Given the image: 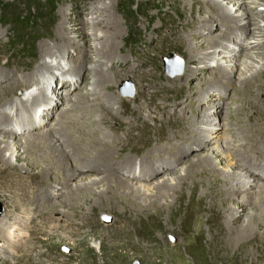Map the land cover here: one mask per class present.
Returning a JSON list of instances; mask_svg holds the SVG:
<instances>
[{
    "label": "rangeland",
    "instance_id": "1",
    "mask_svg": "<svg viewBox=\"0 0 264 264\" xmlns=\"http://www.w3.org/2000/svg\"><path fill=\"white\" fill-rule=\"evenodd\" d=\"M171 4L170 0H0V72H13V75L11 74L8 79L0 84L2 86H7L10 82L9 80L15 76L19 77L32 74L34 79L28 86L32 92V96L26 99V107L23 105L22 110L19 112V116L26 119V122L17 124L9 121L12 127H15L19 131L25 128L23 132L20 131L21 135L15 140L21 141V144L25 142L28 143L29 138L26 140L28 135L37 134L39 132L49 135L50 129H52L53 132L59 125V127L64 126L63 131L70 134L67 136L70 142L72 141L71 138L73 135L75 139L86 140L85 136L76 135L79 133L77 130L82 131L84 129L85 133L88 134V138H92L99 142L101 137L96 136L94 132H86L87 130L85 127L89 126V131H93L94 123L104 114L106 126H102L103 128L100 126L102 133L108 134L109 132L110 134L111 128L114 130L110 134L108 144L109 146H115V152L113 153L117 154L111 158L114 162L117 159L119 160V158L120 162H124L128 158H131L133 162L136 161V170L134 172L136 177L139 175L137 179H142L144 177V174L139 173V166L141 165V157L146 156V154H148L147 156L149 157L151 156L153 161H158L159 159L164 161L163 159H165L166 161L169 160V162H173L174 157H171L176 155H174V148L173 150L170 149L171 156L168 153L166 156L167 158L162 155L159 157V155L156 154L158 149L155 147L161 145L162 142L166 144L169 141L173 147H183L186 152V154H184L185 156L181 158V162L177 164V168L174 170L178 173H175L172 177L179 176L180 174L182 175L186 167L192 161L198 157H204L209 149L211 153L214 151L213 155H217L220 152L225 154L224 152L226 149H229L231 152L235 151L237 148L236 145L234 146L235 142L240 144L238 145L240 147L247 148L248 145L252 147L253 145L251 144L254 139V147L257 149L260 145L264 147V132H262L261 138L260 136L258 138V134L253 135L256 133L254 130L255 127H258V129L264 128V106L263 108L261 107V105L264 104V90L261 89L262 87L259 85L260 82L257 83V81H252L241 87L240 79L238 78L239 73L237 72L239 66L235 68L236 70H233L230 83L225 79H218L220 75L218 73L209 74V70H205V72H203V70L201 71L199 68L205 67V63H193L189 61L188 51L185 49L186 45L182 42V39L192 30H197L198 26L193 27V21H199L201 16L207 17L208 13L205 10H201L200 12L199 4L191 6L189 11L183 10L179 4ZM244 4H248L247 7ZM101 5L106 6V13L114 17V19L116 21L118 20L121 24L119 30L121 37L115 41L116 46L113 47L112 51L107 50L111 52L109 55L113 54L110 57H106L105 54L100 51V53H98L92 50L94 48L93 46L97 44L94 36H91L92 33H96L101 37L104 34V29H93L91 26L87 25L83 32H86L89 38L85 43V46H87V50L84 54L85 59L82 60V57L79 58V56L76 55L77 49H72L74 48V44H77V41L80 43L78 37H76L77 35L75 36L72 32H80L81 25L84 24V22L93 21L99 14H94L92 9H94V7L99 8ZM200 5L201 8L205 7L202 6L203 4ZM224 6L225 9L227 8V13H231L232 16H238V20L242 19L240 15L245 18L239 21V24L235 26L236 29L242 28L245 30V35L241 38V41L232 43L233 39L230 35L226 36L227 38L221 42V46L229 45L231 48L233 45L237 44L235 52H238L237 56L239 54L238 57L241 58L243 56L240 57L239 48L241 46L245 47L247 42L251 41L248 34L255 28L254 25H248L249 19L254 18V22H256L255 26L264 27V20L260 15L261 13L264 14V2L263 0H240L239 2L233 0L231 4L224 1ZM248 6L255 7L249 10ZM106 13L105 16L107 15ZM209 13L213 16L216 15V12ZM243 13L249 16L246 17ZM102 14L104 15V13ZM63 20L67 23L64 25L67 32L71 33L69 35L64 34V37L70 39L72 41L71 43L74 44L70 45L65 55L58 56L54 61V57L50 59L48 54L52 51L63 49L64 45L59 44L57 49L51 44L53 42L51 39H48L46 35L49 34V32L55 33L56 27L62 23ZM13 21H19L20 24L13 27ZM214 26L215 24H213L212 28H214ZM206 27H208V25ZM226 27L233 28V25L226 24L225 29H228ZM11 28H14L13 34ZM218 34L219 31L214 30L211 35L214 36ZM203 38L197 41H201V44H205L202 42ZM262 41L264 42V37ZM262 41L260 40V42ZM46 46L54 47V49L45 52ZM170 54L175 55L181 61L182 71L180 74L170 75L165 72L163 68V58H167ZM96 58H103L100 62V67L103 69L101 71L107 73V76H110V78L108 77L105 79L103 75V81L100 79L103 84L99 83L97 85L93 84L94 79L91 73L93 62ZM87 59L89 60L87 61ZM225 61L229 62V60ZM187 71L193 74L190 77V81ZM184 74H186V77ZM113 76L116 78H113ZM43 78H45L44 80L47 86L45 83L36 86L37 82L42 81ZM95 78L97 79L98 76L96 75ZM122 82L130 84L132 88V94L130 96H124L119 92L118 87ZM252 83H254V85ZM188 88H191V92ZM92 89L95 93L100 92V94H103L102 97L99 95L98 98H96V96L92 97V95H89ZM16 90L15 88V91ZM15 91L13 90V93L10 94L11 96L9 95V98L12 100V102L10 101L11 103H6L5 100L0 103V105H2L5 102L3 106L4 110L3 108L0 110L1 115L6 111L8 112L11 108H14L16 102L19 105V98L22 97L21 99H23V92L20 90ZM250 91L251 95L249 94ZM137 92H139V94ZM60 93H62L61 96ZM93 93L94 92H92V94ZM200 93L204 94L203 98L205 99V102L202 103L200 108L202 112L200 115L203 114L204 110L207 113H211L214 110V108H210L209 104H211L212 100L215 101L216 97L217 107L222 111L223 114H221L224 115L222 119L223 121H227H224L225 124L223 128L220 127V125L223 124L221 117H219V120L211 121L210 126L213 127L212 131H220L222 136L220 138L221 140L217 142V144L214 143L210 148L208 147L209 149L205 148V143L208 144L209 140L205 143L203 141H197L192 144L191 141H185L184 139L178 140L170 137L180 129L186 131L189 120L192 119L190 113L191 111H195L194 107L191 105L195 106L199 104ZM109 94L112 98L115 97L113 102H108L110 97L107 98L106 96ZM5 96H7V94ZM255 96L256 100L254 101ZM5 98L6 97L3 99ZM35 99L37 101L36 103L33 101ZM248 99H250V101ZM175 102H181V107H184V109H182L183 118L185 119L184 123L181 121L175 122L173 119L168 123V115L170 114L168 110H171L170 108L174 106ZM72 104L77 105L75 108L76 111L74 110L75 112L73 111V113L67 116L65 114L62 115V119L59 118L58 113ZM249 105L255 108L254 111L248 109ZM237 106H239V108ZM142 107H144L145 111ZM100 108L103 109L102 111L104 113ZM148 109L152 113L149 120L147 119L148 113L146 111ZM209 109L210 111L212 109V111L210 112ZM114 111H117V113L118 111L120 112L117 114ZM178 111L179 108H177L176 113H178ZM113 112L115 114H112ZM170 115L173 116L172 114ZM17 119L20 118L18 117ZM194 119L195 117L193 120ZM61 120L64 121L65 124H62ZM250 120H253L251 124L248 123ZM73 123H75L76 126L73 125ZM21 125L22 127H20ZM2 127V130H4L5 127ZM10 127L11 126H7V129ZM126 131L130 133L128 137L124 135ZM185 134L186 132L183 136H185ZM55 137L56 136H53L54 141ZM0 138H5L6 140H10V142L14 141L10 135H4L2 133H0ZM247 138H250L249 141H247ZM187 139L190 140L189 137ZM206 139H208V137ZM101 150L103 151L104 148ZM43 152H46V150ZM9 153L10 152L6 153L7 157ZM223 154L220 155V160L215 159V163L219 165V169L222 172L229 169L225 165V161L222 160ZM249 155L250 153L246 154V157H248L247 161H249ZM263 156H260L258 159L256 156L251 155L252 163L257 165L256 167L258 170L259 168L261 169L259 170L260 174H262L259 177L260 183H264V174L261 172L262 168H264ZM16 157H20V160H16ZM10 159L11 165L14 166L16 170L14 169L10 172L3 164H0V221L3 220L5 224V226H3L4 224L0 225V230L4 227L3 231H0V264H209L208 260H206V255H208L212 246L205 238H208V234L211 235V233V236L216 237L215 232L217 228L208 221L207 215L200 217L197 222L198 224L193 228L191 226V221L188 223L181 222L177 219L169 220L167 216L161 219L162 221L147 220L146 222H140L139 225L135 227H131V221L134 215L131 214L132 208L129 207L131 210L129 211L125 206L132 203L130 200L133 199L129 198L128 202L123 199L120 203L112 204L109 210L103 209L97 211L95 209L88 212V214L86 212L84 215H86L85 217L87 220L72 218V228L67 227L68 220H71L69 216L65 219L57 214H48L53 207H56L58 204L57 202L61 199L56 197L50 190L48 192L51 196L50 201L46 202V200H43L47 194L44 188L50 184L53 185L54 182L57 181L53 175L49 176L47 179L39 176V165L28 170L27 165H30V163L24 154L13 156ZM74 161L80 162L77 156L74 157ZM102 162L106 163L107 161L105 160ZM233 162H235V159ZM174 164L176 163L174 162L173 165ZM162 165H164V163L158 164L159 167L157 166V168H161ZM256 167L254 168L256 169ZM21 168L23 169L21 170ZM231 168H235V170H238L241 174L246 173L245 170L238 167L233 166ZM161 171L167 170L165 168V170L161 169L160 172ZM122 173L128 174L126 170H124V172L122 171ZM169 173L170 172H163L158 175L156 174L154 177L153 175L151 176L150 182L147 183L151 190L154 188L151 196L156 193L155 187L157 183L165 179ZM61 174L62 173H58L57 175L60 176ZM209 174L211 173L208 172V175ZM93 175L89 172L83 173L79 178L82 176V178H87L86 180H88L97 177ZM130 176H134V173L132 174L131 172ZM254 176L250 178L251 180L248 179L253 181L256 179ZM220 177L221 176H218L217 179L219 182H222L223 179ZM78 181L79 180H77L76 183ZM74 184L73 182V185ZM133 184L138 183L133 182ZM21 185L29 186V188H23ZM218 186H220V184H218ZM21 188L22 190L20 191ZM65 189L67 188L64 187L63 191H65ZM44 191L45 193H43ZM57 191L60 192V190ZM220 191L221 189H219V192ZM185 193H187V191H185ZM28 194H32V196ZM66 195L67 192L65 193V198ZM170 195L171 193L164 194L165 197L161 199H167V201L170 202ZM243 196V193H239V195L236 193L230 202L240 205ZM26 197L34 200L36 198H41V201L38 202L39 204L37 203L39 205L38 209L33 205L34 210H31V213H35L34 215L36 217L32 216L33 218L28 223L26 220V210H30L31 208L27 204L28 198L26 199ZM141 200L149 201L152 199L149 194ZM43 203L46 204L43 205ZM250 208L251 207L248 206L247 209ZM86 209L90 210L89 206L86 207ZM60 211L70 214L67 208L60 209ZM5 212L8 216H11V214L23 215V217L18 218L16 224L19 226L18 224L21 221L20 226L25 227L20 231L7 228V221L10 219L3 217ZM237 215L238 213L233 214L234 217H237ZM139 217L138 214L136 218ZM142 217L145 219V216ZM106 218H109V222L105 221ZM207 221L208 223H206ZM16 224H14V226H16ZM197 227H201L203 234L200 233L199 236L197 234L196 236H191L194 233V229ZM8 243H11V247L7 246ZM172 261L173 263H171Z\"/></svg>",
    "mask_w": 264,
    "mask_h": 264
},
{
    "label": "bare ground",
    "instance_id": "2",
    "mask_svg": "<svg viewBox=\"0 0 264 264\" xmlns=\"http://www.w3.org/2000/svg\"><path fill=\"white\" fill-rule=\"evenodd\" d=\"M170 1L172 3L171 5L175 3L179 4L181 5L182 9L185 11H189L191 6L199 4L200 12L201 10H205L209 16V17L201 16L199 21L197 22L193 21V24H194L193 27L198 26L197 30H192L184 37V39H182V42L186 45L185 49H187L188 51L187 54H188L189 61L193 63L194 62L205 63L206 65L205 67L199 68L201 69V71L203 70V72H205V70L206 71L209 70L208 72L209 74L218 73L220 74L218 79L220 80L225 79L230 83H231V79L233 75V70L239 66V69L237 70V72L239 73L238 78L240 79L241 87H243L246 83L248 84L249 82L257 81V83L260 82L259 85L260 87H262L261 89L264 90V61H263L264 60V42L262 41L264 37V27L255 26L256 22H254V18L249 19L248 25H254L255 28L250 34H248L251 41H248L245 47L241 46L239 48L240 57L243 56L241 57L242 58L241 59L238 57L239 54L237 56L238 52H235L237 44L233 45L232 48L229 45L221 46V42L225 38H227L226 36L231 35L233 39L232 43H234L235 41L236 42L241 41V38L245 35L244 29L242 28L236 29L235 27L239 24V21H242L245 19L243 18L244 16L240 15L242 19L238 20V16L236 15L232 16L231 13H227L226 11L227 8L225 9L226 5L224 6V1L231 4L233 0H170ZM235 1L239 2L240 0H235ZM200 4H203L202 6H205V7L201 8ZM247 5L248 4H246L245 6L247 7ZM252 5H255V4H252ZM254 7L255 6H248V9L250 10V9H253ZM92 12H94V14H99V15L91 22L89 21L84 22V24L81 25L80 32L79 31H77L76 33L72 32L75 36L77 35L76 37H78L80 43L77 41V44L75 45L74 43H71L72 41L70 39H68L67 37H64V34L65 35L71 34L70 32H67L64 26L67 23L66 21L64 22V20L62 23H60L56 27L55 33L49 32V34L46 35V37L48 39H51V41L53 42L51 44L57 49H58L57 46L59 44L64 45L63 49H60L57 51H52L54 47L46 46L45 52L52 51L51 53L48 54L50 59L54 57V61H55L58 56L65 55V52L69 50V47L72 44H74V48L72 49L73 50L77 49L76 55L79 56V58L82 57L81 58L82 60L85 59L84 54H85V51L87 50V46H85L86 45L85 43L88 40L89 36H87V33L83 31L87 25L91 26L93 29H100V28L104 29V34L101 37H99L96 33H92L91 36H94L97 44L93 46L94 47L93 49L92 48L90 49H92L93 52H98V53L101 52L105 54L106 57H110L113 54L112 53L111 55H109L111 52H108L107 50L112 51L113 47L116 46L115 41L121 37L119 33L121 24L118 22V20L116 21L114 17H111L109 16V14L106 13L107 7L104 5H101L99 8L94 7V9H92ZM209 12H213V13L216 12V15L213 16ZM102 13H104V15ZM105 13L107 14L106 16H105ZM245 15L246 17L249 16L247 14ZM260 15H261V18L264 20V14L261 13ZM213 24H215L214 28H212ZM226 24L227 25L232 24L233 28L226 27L228 29H225ZM207 25L208 27H206ZM214 30H218L219 34L214 35V36L211 35L213 34ZM200 38H203L202 42L205 44H201L200 43L201 41L200 42L197 41ZM260 40L262 42H260ZM106 54H108L109 56ZM96 59L94 62L92 61L93 67L91 69L92 71L91 73H92V78L94 79L93 84L97 85L99 83H102L103 75L105 79H107L108 77L110 78V76H107V73H104L103 71H101L103 69H101L100 67V62L103 58L102 59L96 58ZM88 60L89 59H87V61ZM225 60H229V62ZM12 73L13 72H10V73L0 72V83L8 79ZM96 75L98 76L97 79L95 78ZM185 75L186 74H184V76ZM191 75L193 74L188 73L189 81H190ZM113 78H116V77L113 76ZM44 79L45 78H43L42 81L37 82L36 86H38L39 84L42 85L44 83L47 86V83ZM32 80H34L33 75L29 74L26 76H19V77L15 76L14 78L9 80L10 82L7 86L6 85L2 86L0 84V103L3 102V100H5L6 103L8 102L11 103L12 100L9 98V95L13 93V90L15 91V88L17 89L16 91H19V90L22 91L24 95L23 97L24 100L21 99L22 97L19 98L20 99L19 105L16 102L14 108H11L8 112L7 111L4 112V114L2 115L0 114V133L4 135H10L11 138L14 139V141L10 142V140H6L5 138H0V164H3L6 167V169H8L11 172L15 168L14 166L11 165L10 158H12L13 156H18L19 154H22V155L24 154L28 158V161L30 163V165H27L28 170L30 168H35L39 165L40 166V170L38 172L39 176H42L45 179H47L49 178V176L53 175V177L57 181L54 182L53 184L54 186L50 184L49 186L44 188L46 189L47 194L45 195L43 200H46V202L50 201L51 196L48 193L50 190L52 193L56 195V197H59L61 200L57 202L58 204L56 203L57 204L56 207H53L51 209L52 211L50 210L48 214L50 215L57 214L61 218H65V219L68 218L69 216L71 220H68L67 227L72 228L73 226L72 220L74 218H80V219L87 220L85 217L86 215H84L86 212L88 214V212H91L92 210H95V209L97 211L103 210V209L109 210L112 204L120 203V201L121 200L123 201V199L128 202L129 198H131L133 199V200H130V202L132 203L125 205L129 211H131L129 207L132 208L131 214L134 215V217L132 216L133 218L131 221V224H132L131 227H135L136 225H139V223L142 221L146 222L147 220H161L165 216H167L169 220L177 219L181 222H188V223L191 221V226L193 228L196 224H198L197 222L200 217L207 215L208 221L214 224V226H216L217 228L215 232L216 237L211 236L212 235L211 233V235L208 234L209 236L208 238H205L209 241V244L212 246L211 249L209 250L208 255H206V260H208L209 264H264V183L263 182L260 183L259 181L260 180L259 177L262 175L260 174V171H259L261 169L259 168L258 170L256 167L257 165L252 163L253 161H251V155L256 156V158L258 159L260 156L261 157L263 156L264 147H262L261 145H260L261 147L259 146L258 149L254 147V143H255V139H254L252 140V144H251L253 145L252 147H250V145H248L249 147L247 146V148L240 147L238 146L240 144H237L235 142L236 144L234 143V146L235 145L237 146L235 151L231 152L229 149L228 150L226 149V151L224 152L225 154L219 151L220 153L217 155H213L214 151L212 153L209 151L210 150L209 148L214 143L217 144V142L221 140L220 138L222 136L220 134V131H215V132L212 131L213 127L210 126L211 121H214L217 119L219 120V117H221L222 119V116H224L222 115L223 114L222 111L219 110L217 107L216 97H215V101L212 100L211 104H209L210 108H214V110L212 111L211 109L212 111L211 112L209 109L211 113H207L204 110L203 114L200 115L202 113L200 108L202 106V103L205 102L204 101L205 99L203 98L204 94L200 93L199 104L195 106L191 105L192 107H194L195 111H191L190 113L192 116V119L189 120V124L186 127V131H183L180 129L178 132L174 133L173 136L172 135L170 136L178 140L184 139L185 141H191L192 144H194L197 141H203L205 143L207 142V140H209L208 144L205 143L206 145L205 148L207 149L209 147L208 153L204 157H198L194 161H192L186 167L182 175L180 174L179 176L172 177L176 173V171L174 170L177 168L176 167L177 164L181 162L182 160L181 158L185 156L184 154H186V152L183 147H180V146L173 147L171 143H169V141L166 144H163L164 142H162L161 145H157V147H155L158 149V151H156L157 152L156 154L159 155V157H161V155L163 157H166L167 154L169 153L171 156L170 149L173 150L174 148L175 149L174 155L175 154L176 155L171 157V158L174 157L173 162H169V160L166 161L165 159H163L164 161H162L161 159H159L160 161L159 160L153 161L151 156L149 157L147 156L148 154H146V156L141 157L140 159L141 165L139 166L140 168L139 173L144 174L145 178L143 177L144 179L143 178L137 179L139 175L136 177V174L134 172L136 170V167H135L136 161L133 162L131 158L126 159L124 162H120V158L119 160L117 159L115 162L113 161L112 158L117 153H113L115 152V149H114L115 146H109L108 142L110 140V134L114 130L113 128H111V130L109 129L111 132L110 134L109 132L108 134L102 133L100 126L101 127L106 126L105 125L106 123L104 122V114H102V116L100 115L101 116L100 118L98 116L99 120L96 123H94L93 131H89L90 129L89 126L85 127L87 130L86 132L88 133L94 132L96 133V136L101 137V140L99 142L95 141L92 138H88L87 136L88 134L85 133L84 128H83L84 130H82L84 132H82L81 130H77L79 131V133H77L76 135L79 134V135H82L83 137L85 136L86 140L78 139V138L75 139L74 135L73 136L71 135L72 141L70 142L69 138H67V136L70 134L63 131L64 126L59 127V125L57 129L53 127L55 129L53 132H52V129H50L49 135L43 132L28 135V137L26 138V140L29 138L28 143L25 142L24 144H21L22 143L21 141H18V140L16 141L15 139H17L21 135L20 131L23 132L25 128L24 129L22 128L19 131L15 127L13 128L10 122L11 123L15 122L17 124H23L26 122V119L21 118L19 116V112L22 110L23 105H25L26 107V103H27L26 99L29 98V96H32V92L28 88ZM252 84L254 85V83ZM93 89L91 91L94 92L93 93L94 95L92 94V92L89 95H92V97L96 96V98H98L99 95H101L102 97L103 94H100V92L95 93ZM188 90L191 92V88H188ZM137 93L139 94V92ZM6 94L7 96H5ZM61 94L62 93H60V96ZM249 94L251 95V91ZM4 97L6 98L3 99ZM106 97L107 98L110 97L108 99V102L109 101L113 102V100H115L114 99L115 97L112 98L110 94ZM248 100L250 101V99ZM255 100H256V96L254 98V101ZM33 101L34 103L37 102L36 99ZM208 101H209V98H208ZM4 103L0 105V110L3 108ZM181 105H182L181 102H175L174 106L170 108L172 110V113H171V110H168L169 113L173 115L171 116L168 113L169 114L168 123L171 121V119L175 120V122L176 121H181L182 123L185 122V119L183 118L184 115L182 113L183 112L182 109H184V107H181ZM76 106H77L76 104H72L68 106L69 108L66 107V109L61 110L60 113L57 112L59 114V118H61L62 115L64 114L67 116L68 114L73 113L74 110L76 111L75 109ZM263 106L264 104L261 105L262 108ZM237 107L239 108V106ZM177 108H179L178 113H176ZM240 108H243V107H240ZM142 109L145 111L144 107H142ZM248 109L254 111L255 108L249 105ZM100 110L102 111L103 109L100 108ZM146 111L148 113L147 119L149 120V118H151L152 113L149 111V109ZM114 112L117 113V111H114ZM114 112L112 114H115ZM119 112L120 111H118V113ZM18 117L20 119H17ZM194 117L195 119L193 120ZM196 121H197V124H196ZM224 121L227 122L226 120ZM224 121H223V124L220 125L221 128L224 127V124H225ZM252 122L253 120L248 121L249 124H251ZM62 124H65V122L62 121ZM73 125H75V123H73ZM2 126L5 127L4 130H2L3 129ZM7 126H11V127L7 129ZM20 127H22V125ZM227 128H228V125H227ZM254 130L256 131V133H254L253 135L258 134V138L259 136L261 138L262 132H264V128L258 129V127H255ZM185 132L186 134L185 136H183ZM5 133H9V134H5ZM124 135L128 137L130 133L126 131ZM53 136H56L57 140L55 137V141H54ZM188 137L190 140L187 139ZM207 137L208 139H206ZM249 139L250 138H247V141H249ZM102 148H104L103 151L101 150ZM45 150L46 152H43ZM7 152H10L8 157L6 156ZM248 153H250L249 161H247L248 157H246V154ZM222 154H223L222 160L225 161V165L229 168V169L224 170L223 172L219 169V165L215 163V159H219L220 155ZM75 156L78 157L80 162L74 161ZM234 159H235V162H233ZM16 160L19 161L20 157H16ZM105 160L107 161L106 163L102 162ZM174 162L176 164L173 165ZM163 163L165 166L162 165L161 168H157L158 164H163ZM233 166L245 170L246 173L245 174L239 173V171L235 170V168H231ZM254 167H256L257 170ZM165 168L167 171L160 172L161 169L165 170ZM22 169L23 168H21V170ZM124 170H126V172H128L129 175L123 174L122 171L124 172ZM56 171H57V174L58 173H62V174L59 176L56 174ZM88 172L91 173L92 175L94 174L97 177L88 179V180H86L87 178L86 179L82 178V176L81 178H79L80 175H82L83 173L84 174L88 173ZM131 172L132 174L134 173V176L132 177L130 176ZM163 172H170V173L168 174V176H166L165 179L157 183L155 187L156 193H154L151 196L154 188L151 190V188H149V185L147 183L150 182L152 175L154 177L156 174L158 175ZM208 172L211 174L208 175ZM261 172H263L264 174V168H262ZM218 176H221L220 178L223 179L222 182H219V180L217 179ZM252 176H254L256 179H254L253 181H250L251 180L250 178ZM77 180L79 181L76 183ZM73 182L75 183L74 185H73ZM133 182L138 183V184H133ZM218 184H220V186H218ZM22 187L26 189L29 188V186H22ZM64 187L67 188L65 189V191H63ZM219 189H221L220 192H219ZM21 190L22 188L20 189V191ZM57 190H60V192H58ZM185 191H187V193H185ZM66 192H67V195L65 198L64 196ZM43 193H45V191ZM167 193H171L170 202L167 201V199H161L162 197H165L164 194H167ZM236 193H238V195L239 193L244 194V196L241 198L242 203L240 205H238L237 203L230 202L232 201V198H234ZM149 194L152 200H149V201L141 200L147 197ZM28 195L32 196V194H28ZM27 198H28L27 204L31 208L30 210L29 209L26 210V213H27L26 220L28 223L33 218L32 216H35L34 215L35 213L34 214L31 213V210L32 209L34 210L33 205H35V208L38 209V206H39L38 202L41 201V198L40 199L36 198L35 200L29 197H26V199ZM45 204L46 203H43V205ZM88 206L90 210L86 209V207ZM248 206H250L251 208L247 209ZM64 208H67L70 214H67L64 211H60V209H64ZM234 213L235 214L238 213L237 217L233 216ZM138 214L140 217L136 218ZM142 216H145V219ZM3 217L10 219L8 221L11 223L7 221L8 223V225L6 226L7 228H12L14 231L15 230L20 231L21 229L25 227V226L24 227L20 226L21 221L20 223L18 222L19 226H17L16 224V222L18 221V218L23 217V215L21 214H15V215L11 214V216H8L7 213L5 212V215H3ZM208 221L206 223H208ZM1 224H4L3 220L0 221V225ZM14 224H16V226H14ZM3 226H5V224ZM3 228L0 231H3ZM193 232L194 233L191 236H196V234L199 236L200 233L203 234L201 227L195 228ZM7 234H8V231H7ZM7 246L11 247V243H8ZM171 263H173V261Z\"/></svg>",
    "mask_w": 264,
    "mask_h": 264
},
{
    "label": "water",
    "instance_id": "3",
    "mask_svg": "<svg viewBox=\"0 0 264 264\" xmlns=\"http://www.w3.org/2000/svg\"><path fill=\"white\" fill-rule=\"evenodd\" d=\"M163 68L170 75L180 74L182 71L181 61L175 55L170 54L167 58H163ZM118 90L124 96H130L132 94V88L129 83L122 82ZM105 221L109 222V218H106Z\"/></svg>",
    "mask_w": 264,
    "mask_h": 264
},
{
    "label": "trees",
    "instance_id": "4",
    "mask_svg": "<svg viewBox=\"0 0 264 264\" xmlns=\"http://www.w3.org/2000/svg\"><path fill=\"white\" fill-rule=\"evenodd\" d=\"M12 24H13V27H15V26H18L20 24V22L19 21L18 22L13 21ZM11 32H12V34L14 33V28H11ZM22 46H23V43H22Z\"/></svg>",
    "mask_w": 264,
    "mask_h": 264
}]
</instances>
